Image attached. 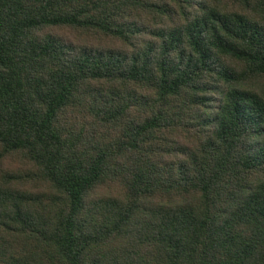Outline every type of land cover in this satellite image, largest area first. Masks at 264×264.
I'll list each match as a JSON object with an SVG mask.
<instances>
[{"label":"trees","instance_id":"trees-1","mask_svg":"<svg viewBox=\"0 0 264 264\" xmlns=\"http://www.w3.org/2000/svg\"><path fill=\"white\" fill-rule=\"evenodd\" d=\"M0 264H264V0H0Z\"/></svg>","mask_w":264,"mask_h":264}]
</instances>
